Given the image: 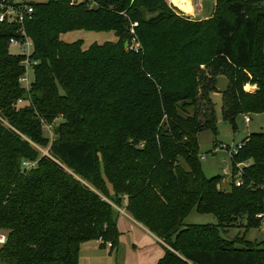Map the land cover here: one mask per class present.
I'll use <instances>...</instances> for the list:
<instances>
[{
  "label": "trees",
  "instance_id": "trees-1",
  "mask_svg": "<svg viewBox=\"0 0 264 264\" xmlns=\"http://www.w3.org/2000/svg\"><path fill=\"white\" fill-rule=\"evenodd\" d=\"M217 3L226 11L193 22L168 0H49L34 5L24 26L0 23V264H79L85 242L117 247L115 209L78 179L98 184V170L115 202L126 196L131 216L167 245L158 264H264V247H237L221 235L238 221L260 226L264 133L248 135L233 156V170L249 165L229 192L222 176L204 174L198 144L201 131L217 134L210 97L199 92L201 66L236 73L225 121L235 127L238 115L264 113V0ZM134 23L139 53L124 47ZM22 28L38 62L28 90L19 82L25 57L9 50ZM74 31L114 32L117 41L85 50L63 40ZM59 118L58 139L41 156L43 123ZM193 209L218 224L185 226Z\"/></svg>",
  "mask_w": 264,
  "mask_h": 264
},
{
  "label": "rangeland",
  "instance_id": "rangeland-1",
  "mask_svg": "<svg viewBox=\"0 0 264 264\" xmlns=\"http://www.w3.org/2000/svg\"><path fill=\"white\" fill-rule=\"evenodd\" d=\"M182 0H174V3L179 6L183 3ZM192 3L200 8L199 4H202L204 12L200 15L191 14L187 15L189 12L182 11L178 6L173 4L170 0L168 2L176 9L179 16L183 18H188L190 21H200L199 17H204L206 15H210L208 19H211L215 15H220L226 11L227 5L225 3L218 4L217 0H191ZM215 2L214 8L213 4ZM182 7V6H181ZM213 11V12H212ZM264 11V8H263ZM152 15L147 14L146 18L151 17ZM200 19V20H195ZM18 24V23H16ZM25 24V23H24ZM24 24H19L24 26ZM22 32L24 31V35L28 37L25 28H22ZM259 40L262 42V36ZM63 40L69 43L72 42H82L83 49L87 50L93 44H104L106 42H115L117 41V37L114 32H88V31H74L70 32L63 36ZM139 40V39H138ZM140 42V41H139ZM141 45V43H140ZM142 52V45L140 46ZM10 48V43H9ZM10 50V49H9ZM13 55H21L20 51L16 48L10 50ZM23 56V55H22ZM263 58H264V44H263ZM201 69L204 70L205 73L199 77L200 85L199 92H203L205 96H209V108L210 111L214 110L216 117V127L217 134L215 135L212 130L205 129L201 131L198 135V144H199V157L202 163V170L204 174L208 178H212L215 176H222V182L220 183V187L224 192H229L233 189V184L236 185L237 181L242 182V171L241 169L244 166H247V162L239 163V167L237 166V170H233L232 168V158L229 156V149H234L237 145H240L242 141L250 134L253 133H264V113L261 114H247V115H238L235 120V127L230 123L224 120L223 116V104H224V95L227 89L230 86V79L234 75L235 72L226 69H217L218 73L213 74V68H206L205 66H201ZM29 80L32 83L34 81L33 70H29ZM23 87V86H22ZM210 87V92L206 89ZM24 88V87H23ZM257 86L252 84H247L244 86V90L246 92H254ZM27 103H20V106L24 107ZM188 114H193V108H187ZM208 112V114H212V112ZM246 118H250V122H246ZM2 117L0 115V122H2ZM64 122L63 118L57 119L52 125H48L43 123V137L48 140V144L46 147H38L41 156L50 155L49 148L52 142L58 139L56 134L57 128ZM3 123H6L5 121ZM8 126V125H7ZM215 141H218V144L215 146ZM226 147H225V146ZM204 157V158H203ZM181 166L184 169H188L185 164L184 159H180ZM236 172L233 176V172ZM71 172V171H70ZM99 172L100 179L102 180L98 184L88 183L83 178H78L84 184L88 185L92 191L101 196L104 200L109 202L113 208L115 209L117 221H119V244L117 247L113 249L107 246L104 253H111V258H108L107 261L110 264H131V258L137 257L135 255V249L137 252L141 253H150L157 259V261H151L147 264H158L159 261L165 255V249L161 246V244L150 234L140 230L137 226L129 222L127 218L122 214L127 206L128 199L126 196L121 198L120 203H116L115 199L117 198L115 192L112 188V185L105 178L104 172ZM226 175H230L229 179L226 180ZM231 178V179H230ZM243 183V182H242ZM256 220L260 221L259 227L248 228L245 221H238L230 227H222L221 235L228 240H232L234 245L237 247H264V219L258 218V215L255 217ZM185 226L189 225H206L212 224L217 225L218 219L216 216L212 214H200L196 209H193L189 216L186 218L184 222ZM229 231V232H227ZM1 234L6 235V233L1 232ZM112 244V243H111ZM162 244L164 242L162 241ZM3 245H0V248ZM136 246V248L134 247ZM167 247V245L164 244ZM103 253V252H102ZM103 253V254H104ZM81 264H86V261L83 259Z\"/></svg>",
  "mask_w": 264,
  "mask_h": 264
},
{
  "label": "built area",
  "instance_id": "built-area-1",
  "mask_svg": "<svg viewBox=\"0 0 264 264\" xmlns=\"http://www.w3.org/2000/svg\"><path fill=\"white\" fill-rule=\"evenodd\" d=\"M49 0H0V23H18L24 24L27 21L31 20L34 13V5L39 3H44ZM80 1V0H77ZM137 23L132 24L131 26V34L132 37L128 43V50L139 53L141 50V45L138 40V37L135 34V27H137ZM23 35L22 39L12 38L10 40V50L16 48L20 51V54L25 57V60L22 62V65L25 68L24 75L20 78V84L25 88L29 89L31 82L29 80V70H34V67L38 64L37 61L31 58V55L34 51L33 42L29 37L24 35V31H21ZM20 103H22L20 101ZM2 122L4 120L2 119ZM246 122H250V118H246ZM225 146V145H224ZM226 147V146H225ZM242 148V144L237 145L234 149H229V156L233 158L234 155H237ZM204 158V157H203ZM26 166H31L29 163H25ZM249 165V163H247ZM239 167V165H238ZM242 184L241 180L237 181L236 185L240 186ZM258 218L264 219V213L258 215ZM102 241V240H101ZM7 242L6 235L0 234V245H4ZM107 246L111 248L112 244L108 243Z\"/></svg>",
  "mask_w": 264,
  "mask_h": 264
},
{
  "label": "crops",
  "instance_id": "crops-1",
  "mask_svg": "<svg viewBox=\"0 0 264 264\" xmlns=\"http://www.w3.org/2000/svg\"><path fill=\"white\" fill-rule=\"evenodd\" d=\"M172 3L175 4L173 0H172ZM199 5H200V8H197L192 3L193 9H194V11L192 13L193 15L195 13L200 15L204 12L202 4H199ZM214 5H215V2L212 5L213 8H214ZM176 6H178V5H176ZM179 8L181 9V7H179ZM187 15H191V13H187ZM210 15H212V13ZM210 15L208 14L204 17H199V18L201 20H207L210 17ZM122 214L125 216V218H127L129 220V222H131L132 224L137 226L140 230H142L143 234H144V232L147 234H150V236L155 238L162 246V241L155 234H153L151 231H149L145 226H143L141 223L137 222L131 216V214L127 211L126 208ZM117 225H119V221H117ZM118 229H119V226H118ZM227 232H229V231H227ZM134 247L136 248V246H134ZM104 250H106V247L105 248L102 247V241L101 240H92V241H88V242L83 243L81 245V249H80V263L79 264L82 263L83 259L86 261V264H110V262L107 261V259L111 258V253H109V254L104 253L105 252ZM134 253H135V255H138V256L137 257L133 256V258H131V264H147L151 261H155V260L157 261V259H158V258L156 259L155 257H153V255L150 253L137 252L136 249H135Z\"/></svg>",
  "mask_w": 264,
  "mask_h": 264
},
{
  "label": "bare ground",
  "instance_id": "bare-ground-1",
  "mask_svg": "<svg viewBox=\"0 0 264 264\" xmlns=\"http://www.w3.org/2000/svg\"><path fill=\"white\" fill-rule=\"evenodd\" d=\"M172 2V0H170ZM174 1V0H173ZM180 1V0H179ZM183 3L180 4L181 6H178L181 7L182 10H184L185 12H189V13H193L194 9H193V6H192V1L191 0H182ZM181 1V2H182ZM195 7V6H194Z\"/></svg>",
  "mask_w": 264,
  "mask_h": 264
},
{
  "label": "water",
  "instance_id": "water-1",
  "mask_svg": "<svg viewBox=\"0 0 264 264\" xmlns=\"http://www.w3.org/2000/svg\"><path fill=\"white\" fill-rule=\"evenodd\" d=\"M195 20H200V19H195ZM124 47H125V49H127L128 48V43H125ZM229 177H230V175H226V177H225L226 180H228Z\"/></svg>",
  "mask_w": 264,
  "mask_h": 264
}]
</instances>
